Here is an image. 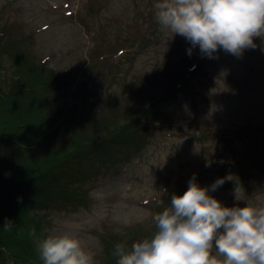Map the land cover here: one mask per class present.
<instances>
[{
	"label": "rangeland",
	"instance_id": "obj_1",
	"mask_svg": "<svg viewBox=\"0 0 264 264\" xmlns=\"http://www.w3.org/2000/svg\"><path fill=\"white\" fill-rule=\"evenodd\" d=\"M155 2L0 0V29L5 28L22 41L27 51L57 73L62 87L56 90L53 101L72 111L81 122L104 118L108 89L120 95L123 104L132 103V107L145 95L166 89L169 78L176 77L182 69L195 71L186 93L154 105L155 118L148 124V142L141 152L113 172L105 174L103 169L91 181L87 174L75 182L73 187L81 186L86 193L87 207L61 208L48 214L50 227L46 236L70 232L79 237L94 253L95 264L104 260V240L108 235L122 234L133 226L144 233L150 231L154 215L169 206L174 193L170 195V188L175 184L186 185L205 168L212 175L217 172V176L227 171L216 166L222 147L226 150V164L233 162V156L247 159L244 167L253 163L255 157L249 145L253 136L249 132L254 127L264 129L261 40L257 38V47L245 50L240 57L223 50L216 58L202 57L198 46L189 55L191 44L162 28L154 14L149 15ZM149 25L152 28H147ZM134 42L140 45L136 51L116 53L114 75L105 78V61L100 69L90 67L97 48H103L105 53V45L117 51ZM7 67V59L0 57V76L8 72ZM208 131L227 134L233 147L221 143L216 148L208 136H201ZM241 136L246 141H241ZM59 139L56 135L47 143L62 142ZM255 162L256 166L251 165L254 175L248 180L239 184L224 180L209 194L228 207L264 203V161ZM215 181H210L209 186Z\"/></svg>",
	"mask_w": 264,
	"mask_h": 264
},
{
	"label": "trees",
	"instance_id": "obj_2",
	"mask_svg": "<svg viewBox=\"0 0 264 264\" xmlns=\"http://www.w3.org/2000/svg\"><path fill=\"white\" fill-rule=\"evenodd\" d=\"M153 14L154 10L149 15ZM139 46L134 42L114 51L111 45H105V53L103 48H97L90 67L100 69L105 61L107 78L114 75L116 53L127 55ZM0 57L9 63L8 72L0 76V264H42L37 245L50 227L48 214L61 208L87 207L83 187H73L80 177L89 175L91 181L103 169L105 174L113 172L141 152L148 142V124L155 118L154 105L186 93L195 71L182 69L176 77L169 78L166 89L145 95L132 107V103L123 104L120 95L108 89L104 118L81 122L72 111L53 101L56 90L62 87L57 73L44 60L36 59L5 28L0 29ZM208 133L201 136H208L216 148L221 143L233 147L227 134ZM249 133L253 136L249 143L255 157L253 163L244 167L247 159L238 160L232 154L233 162L226 164V150L222 147L216 166L219 164L227 171L217 176V172L212 175L205 168L196 182L205 187L210 181L225 178L239 184L253 176L251 167L258 164L255 161H264V129L254 127ZM56 135L62 142L48 144L47 139ZM241 137V141H246ZM185 188L188 183L183 186L177 183L170 188V195L173 192L183 195ZM6 219L12 221L10 230L3 227ZM152 227L145 233L133 226L122 234L108 235L102 264H117L118 258L113 255L115 244L130 247L136 241L150 238L156 231L155 224Z\"/></svg>",
	"mask_w": 264,
	"mask_h": 264
},
{
	"label": "clouds",
	"instance_id": "obj_3",
	"mask_svg": "<svg viewBox=\"0 0 264 264\" xmlns=\"http://www.w3.org/2000/svg\"><path fill=\"white\" fill-rule=\"evenodd\" d=\"M154 18L199 47L202 57L219 50L240 57L264 44V0H156ZM202 187L193 175L183 195L154 215L155 233L127 246L117 243V264H264V203L228 207L210 195L224 183ZM5 230L12 221L5 220ZM42 264H95L94 253L70 232L49 234L37 245Z\"/></svg>",
	"mask_w": 264,
	"mask_h": 264
}]
</instances>
